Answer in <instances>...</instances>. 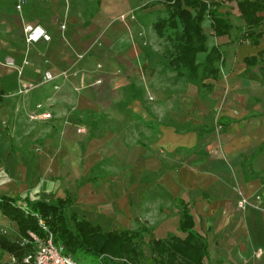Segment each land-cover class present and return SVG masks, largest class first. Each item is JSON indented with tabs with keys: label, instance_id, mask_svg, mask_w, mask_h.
Masks as SVG:
<instances>
[{
	"label": "crops",
	"instance_id": "1",
	"mask_svg": "<svg viewBox=\"0 0 264 264\" xmlns=\"http://www.w3.org/2000/svg\"><path fill=\"white\" fill-rule=\"evenodd\" d=\"M201 1L216 3L231 25L215 36L208 15L202 21L207 50L196 63L219 48L217 79L197 86L167 68L176 82L165 104L178 103L167 122L141 128L117 112L120 123L87 139L71 126L50 127V135L38 132L40 152L33 155L13 152L12 118L23 125L31 110L46 118L86 106L91 95L74 88L94 76L133 86L140 94L131 90L128 100L139 101L141 89L125 78L148 65L144 47L157 55L153 47L162 38L153 25L167 15L157 0H0V196L66 200L70 216L102 233L140 232L142 240L148 234L147 244L186 238L179 231L183 204L207 242L204 264H264V198L256 199L264 194V11L254 45L240 41L247 31L238 7L244 0ZM27 26L50 39L27 42ZM44 73L53 79L43 81ZM32 82L35 89L18 94Z\"/></svg>",
	"mask_w": 264,
	"mask_h": 264
},
{
	"label": "trees",
	"instance_id": "2",
	"mask_svg": "<svg viewBox=\"0 0 264 264\" xmlns=\"http://www.w3.org/2000/svg\"><path fill=\"white\" fill-rule=\"evenodd\" d=\"M157 2L164 6L167 17L158 19L153 28L158 37L169 42L170 50L164 59L144 47L142 51L148 64L158 63L164 68H170L197 86H206L203 80L208 78L217 79L222 57L219 48H213L202 64L196 63V55L207 50L202 28L205 15L211 20L215 36L226 35L230 31L229 21L213 8L216 3L201 0ZM238 7L247 29L240 41L258 44L262 36L259 27L263 18L257 14L264 11V0L240 1ZM261 54L264 55V51ZM156 58H160L158 62H155ZM247 61L253 63L255 59ZM130 90H133L135 96L140 94L133 86ZM65 204L66 200L0 196L1 214L16 224L21 242H24H9L0 238L1 248L21 261L35 249L30 237L32 233L41 240L51 235L53 243L63 247V254L78 262L83 258L93 264H204L207 242L193 230L192 216L183 204H180L179 231L187 234L186 238L171 235L164 240L152 239L146 245L142 244L140 232L113 230L102 233L98 227L76 214L70 216L73 224L71 227Z\"/></svg>",
	"mask_w": 264,
	"mask_h": 264
},
{
	"label": "rangeland",
	"instance_id": "3",
	"mask_svg": "<svg viewBox=\"0 0 264 264\" xmlns=\"http://www.w3.org/2000/svg\"><path fill=\"white\" fill-rule=\"evenodd\" d=\"M142 41L143 43L145 41L147 45L149 44L148 39L142 38ZM95 46L98 48L101 47L100 39H97ZM153 48L158 57L165 59L169 53L170 44L165 38H162L156 40ZM159 59L156 58L155 62H158ZM97 69H100L99 65H97ZM75 75V73L71 74V76ZM125 79H131V82L141 89L142 95L139 101L131 102L128 100V95L131 93V90L126 87L124 88L122 81H118L116 84H109L102 77L94 76L93 81L89 85L87 84L85 87L76 86L74 88L76 95L80 93H88L91 95L92 101H87L86 106L80 108L77 103L75 108L72 106V108H65L67 113L64 112V116H57L50 113L51 115L46 118L39 116L38 113L31 110L26 114L23 125L22 122H19V119L12 118V122L10 121L7 126L11 128L10 134L13 136L12 140L15 148L13 152L33 155L40 152L37 143L41 141L40 135L42 134L38 132L42 131L46 133V136L50 135L48 134L50 127L54 128L59 125L71 126L77 135H85L87 139L89 133L95 137L104 136L108 130L111 131L110 128L112 129L117 123H120L116 117L117 112L124 115V120L127 123L130 121L134 126L141 128L165 123L167 122L168 115H174L178 112V103H172L171 106H166L165 104L171 98L170 94L174 91L175 87L174 83L176 80L173 71L164 68L158 63H153L138 68L137 73L134 75L132 73L126 76ZM158 111L164 113L165 117H159ZM24 127L26 130L27 127L30 128L32 132L30 134L25 133ZM79 128H83L84 132L79 133ZM97 173L95 172V174ZM53 197L54 195L51 194L47 196L49 199ZM66 208L69 225L73 227L68 210L69 206ZM0 238L9 242L21 241L16 224L2 216H0ZM149 239L148 234H143L142 244L146 245ZM80 262L81 264H93L88 259L83 258H80Z\"/></svg>",
	"mask_w": 264,
	"mask_h": 264
},
{
	"label": "built area",
	"instance_id": "4",
	"mask_svg": "<svg viewBox=\"0 0 264 264\" xmlns=\"http://www.w3.org/2000/svg\"><path fill=\"white\" fill-rule=\"evenodd\" d=\"M25 40L27 42H38L40 40L48 41L50 37L40 28L27 26L24 28ZM53 77L49 73H44L42 80L45 82L51 81ZM100 82V81H97ZM36 83H27L21 86L18 90V94H27L29 91L35 89ZM222 127L218 125L217 129ZM79 133L84 132L83 128H79ZM264 198V194L256 197L257 200ZM243 205L244 202L242 201ZM41 225L42 222H40ZM32 242L35 244V249L32 253L26 255L21 261H18L13 255L3 257L4 252L0 246V264H81L78 261L73 260L70 256L63 254V247L61 245H55L52 241L51 235H48L44 240L37 238L30 233ZM22 241V240H21ZM23 244L24 242H21Z\"/></svg>",
	"mask_w": 264,
	"mask_h": 264
}]
</instances>
